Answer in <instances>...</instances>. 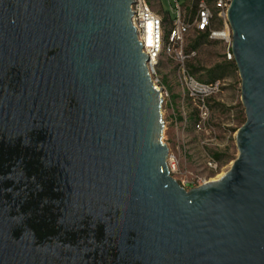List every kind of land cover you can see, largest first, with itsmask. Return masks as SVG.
<instances>
[{"label":"water","instance_id":"water-1","mask_svg":"<svg viewBox=\"0 0 264 264\" xmlns=\"http://www.w3.org/2000/svg\"><path fill=\"white\" fill-rule=\"evenodd\" d=\"M133 2L0 0V264H264V0L228 10L239 156L190 190L168 168L163 88ZM9 148L49 169L78 241L51 239L22 209Z\"/></svg>","mask_w":264,"mask_h":264},{"label":"rangeland","instance_id":"rangeland-1","mask_svg":"<svg viewBox=\"0 0 264 264\" xmlns=\"http://www.w3.org/2000/svg\"><path fill=\"white\" fill-rule=\"evenodd\" d=\"M213 4V0H209ZM153 10L162 15L165 20L166 34L175 18L173 0H150ZM183 5L189 6L192 0H181ZM213 28H219V20H214ZM232 31V30H231ZM198 31L191 29L184 40V50L191 55L187 67L192 64L196 69L197 78L207 77L208 70L226 59L227 44L220 39L204 40L196 49H190L189 44L194 40ZM232 34V33H231ZM234 60V59H233ZM178 61L164 56L159 64L158 72L162 84L169 90L170 97L175 94V106L167 107L164 101L163 117L165 129L163 140L169 147V152L178 158L176 170H170L171 175L186 189L190 190L199 181L210 180L217 173H226L239 156L237 145V131L246 121L245 107L242 103L241 77L238 69L227 71L219 79L224 83L221 92L215 95L210 102V118L204 130L195 128L196 108L187 98L179 83ZM164 76L166 78L163 81ZM214 152L224 155L219 161L221 168L217 172L206 166L208 155ZM171 169V168H170Z\"/></svg>","mask_w":264,"mask_h":264},{"label":"built area","instance_id":"built-area-1","mask_svg":"<svg viewBox=\"0 0 264 264\" xmlns=\"http://www.w3.org/2000/svg\"><path fill=\"white\" fill-rule=\"evenodd\" d=\"M173 1L176 16L167 34L164 17L153 10L148 0H134L131 7L132 23L143 45V51L149 57L148 67L153 81L159 89L163 88L164 101H167L170 93L159 76L160 61L164 56L178 61L179 83L196 108L195 128L202 131L210 118L211 99L221 92L224 83L220 79L211 82L201 81L189 71L186 61L195 52L192 51L191 54L185 52L183 47L185 35L193 28L198 32L208 31L211 39H220L227 44L225 57L227 60H233L232 31L228 22V10L233 0H213V4L209 0H192L189 6L188 3L183 5L181 0ZM215 17L221 23L220 28H213ZM167 164L169 170H176L178 158L169 152ZM206 166L213 172L221 168L220 162L211 155L206 158ZM206 181L208 180L199 181L194 187H200ZM180 184L183 186V183Z\"/></svg>","mask_w":264,"mask_h":264},{"label":"flooded vegetation","instance_id":"flooded-vegetation-1","mask_svg":"<svg viewBox=\"0 0 264 264\" xmlns=\"http://www.w3.org/2000/svg\"><path fill=\"white\" fill-rule=\"evenodd\" d=\"M7 153L9 159L16 160L15 162L21 161L18 188L29 190L28 193L22 195V198L26 197L23 200L22 209L25 212L31 211L32 221H36L38 225L48 230L51 239L78 241L81 237L80 234L67 230V226L62 223L63 214L55 205L59 195L55 191L57 190L56 184L49 169L45 171L38 156L25 149L9 148Z\"/></svg>","mask_w":264,"mask_h":264},{"label":"trees","instance_id":"trees-1","mask_svg":"<svg viewBox=\"0 0 264 264\" xmlns=\"http://www.w3.org/2000/svg\"><path fill=\"white\" fill-rule=\"evenodd\" d=\"M148 1L150 2V0ZM214 20H216V17L213 19V22ZM208 39H211L209 37L208 31L198 32L194 40L189 44V48L196 49L204 40ZM188 69L192 74H195L197 71V69L192 64L189 65ZM237 69L238 68L234 60L225 59L224 62H221L220 64H217L214 68L209 69L207 77H201L198 79L205 82H211L219 79V76H223L225 72L236 71ZM244 122L245 120L243 121V123ZM213 157L220 161L224 157V155L218 152H214Z\"/></svg>","mask_w":264,"mask_h":264},{"label":"crops","instance_id":"crops-1","mask_svg":"<svg viewBox=\"0 0 264 264\" xmlns=\"http://www.w3.org/2000/svg\"><path fill=\"white\" fill-rule=\"evenodd\" d=\"M220 25H219V28H220V26H221V23H219ZM165 80H166V78H165V76H164V79H163V81L165 82ZM175 94H172V96H171V98L167 101V107L168 108H173L174 106H175Z\"/></svg>","mask_w":264,"mask_h":264},{"label":"bare ground","instance_id":"bare-ground-1","mask_svg":"<svg viewBox=\"0 0 264 264\" xmlns=\"http://www.w3.org/2000/svg\"><path fill=\"white\" fill-rule=\"evenodd\" d=\"M224 175H225V173H217V174L215 175V177L211 178L209 181H206V183H208V182H212V181H217V180H219L220 178H222ZM206 183H205V184H206ZM187 190H188V189H187Z\"/></svg>","mask_w":264,"mask_h":264}]
</instances>
